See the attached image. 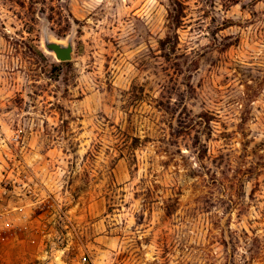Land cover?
Masks as SVG:
<instances>
[{
    "label": "rangeland",
    "instance_id": "rangeland-1",
    "mask_svg": "<svg viewBox=\"0 0 264 264\" xmlns=\"http://www.w3.org/2000/svg\"><path fill=\"white\" fill-rule=\"evenodd\" d=\"M0 264H264V0H0Z\"/></svg>",
    "mask_w": 264,
    "mask_h": 264
},
{
    "label": "water",
    "instance_id": "water-1",
    "mask_svg": "<svg viewBox=\"0 0 264 264\" xmlns=\"http://www.w3.org/2000/svg\"><path fill=\"white\" fill-rule=\"evenodd\" d=\"M45 49L54 54L56 59L60 62H68L72 60L74 48L71 41L66 45L64 43L45 39Z\"/></svg>",
    "mask_w": 264,
    "mask_h": 264
},
{
    "label": "trees",
    "instance_id": "trees-1",
    "mask_svg": "<svg viewBox=\"0 0 264 264\" xmlns=\"http://www.w3.org/2000/svg\"><path fill=\"white\" fill-rule=\"evenodd\" d=\"M226 2H228L229 4H237L239 2V0H225Z\"/></svg>",
    "mask_w": 264,
    "mask_h": 264
}]
</instances>
